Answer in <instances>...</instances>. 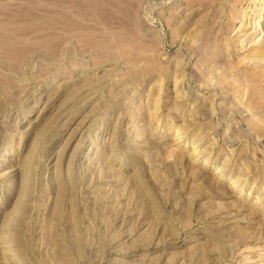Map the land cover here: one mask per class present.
<instances>
[{"label":"rangeland","instance_id":"obj_1","mask_svg":"<svg viewBox=\"0 0 264 264\" xmlns=\"http://www.w3.org/2000/svg\"><path fill=\"white\" fill-rule=\"evenodd\" d=\"M129 1L0 0V264H264V0Z\"/></svg>","mask_w":264,"mask_h":264},{"label":"bare ground","instance_id":"obj_2","mask_svg":"<svg viewBox=\"0 0 264 264\" xmlns=\"http://www.w3.org/2000/svg\"><path fill=\"white\" fill-rule=\"evenodd\" d=\"M53 1H55V3L57 4H63V5L65 4L66 6V11L64 12V15L61 19L63 21L60 20L59 23L64 24V30H66L67 33H71L74 30L81 28V23L83 24V22H85V17L89 15L88 13L89 10L93 11L94 16H95V21L99 24L104 23L103 17L105 15L107 14L111 15V11H112L111 8H114L116 11L122 13V15L124 16L133 15L132 13H128V10H130V8L132 7V3H130L129 0H53ZM115 3H118L120 6L121 5L123 6L121 8L117 7ZM28 16H30L31 19H38V17L34 15L33 13L28 14ZM39 22L40 20L39 21L38 20L29 21L28 29H31V30L27 31L26 29V30H21V31H15V35H12L9 37V42L13 44L14 41H17V42L23 41L22 40L23 38L25 39L33 38V41H41V42L52 40L53 35H51L48 32H44V31L54 26V24H56V21L52 22L51 24H48L46 27L41 28L39 26L38 28H36V25H38ZM36 31H39L40 33L37 35H33L32 33ZM71 42H73V39L71 37H68L67 39H65V42L63 44L65 43L68 44Z\"/></svg>","mask_w":264,"mask_h":264}]
</instances>
